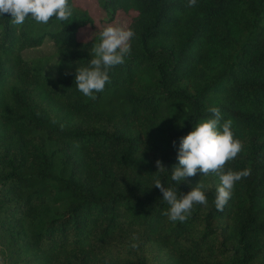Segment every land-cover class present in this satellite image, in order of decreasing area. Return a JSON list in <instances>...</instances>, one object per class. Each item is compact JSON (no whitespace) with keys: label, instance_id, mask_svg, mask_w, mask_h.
Segmentation results:
<instances>
[{"label":"trees","instance_id":"obj_1","mask_svg":"<svg viewBox=\"0 0 264 264\" xmlns=\"http://www.w3.org/2000/svg\"><path fill=\"white\" fill-rule=\"evenodd\" d=\"M97 1L110 20L133 12L135 35L95 100L75 74L90 66L104 28L78 38L93 26L78 0L63 22L0 16L2 263L264 264V0ZM47 35L53 75L42 71L50 57L21 55ZM210 107L244 145L226 169H251L223 211L218 176L171 180L180 139ZM157 179L178 195L204 184L207 206L171 222Z\"/></svg>","mask_w":264,"mask_h":264},{"label":"clouds","instance_id":"obj_2","mask_svg":"<svg viewBox=\"0 0 264 264\" xmlns=\"http://www.w3.org/2000/svg\"><path fill=\"white\" fill-rule=\"evenodd\" d=\"M197 0H187L188 7H195ZM8 14L13 25L24 24L27 18L39 24H48L52 18L67 21L73 15L70 0H0V16ZM135 35L131 29L108 26L100 33V42L93 49L88 67L76 69L75 82L78 91L95 100L96 93L103 92L110 82L109 69L124 63L131 54L130 40ZM211 118L198 123L192 131L180 139L177 154L178 165L172 168L171 180L176 185L198 173L204 176L216 175L220 185L216 189L214 205L223 211L232 196L234 187L242 178L250 176L251 169L241 171L226 169V165L243 151V142L235 137L232 121L222 120L218 107L207 109ZM175 145V142H173ZM157 171L164 170L159 160ZM154 186L162 193L169 208L163 212L171 222H185L195 204L207 206L205 185L198 182L186 194L178 195L177 187H165L157 179ZM132 247H137L133 244Z\"/></svg>","mask_w":264,"mask_h":264},{"label":"rangeland","instance_id":"obj_3","mask_svg":"<svg viewBox=\"0 0 264 264\" xmlns=\"http://www.w3.org/2000/svg\"><path fill=\"white\" fill-rule=\"evenodd\" d=\"M80 5L87 9L93 19V26H85L78 30L77 36L79 39H90L95 35L97 29L106 28L108 26L119 27L127 30L128 24L131 20L133 12L123 13L117 11L114 18L110 20L106 12L100 7L97 0H78ZM22 57L25 59H36L50 57V62L45 64L42 71L45 74H55L56 64L58 58L56 55V47L50 40L49 36H45L42 44L38 47L26 48L21 52ZM0 264H3L0 259Z\"/></svg>","mask_w":264,"mask_h":264}]
</instances>
